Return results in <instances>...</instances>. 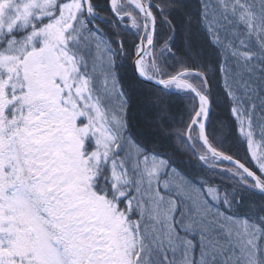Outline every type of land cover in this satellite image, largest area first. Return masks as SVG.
Segmentation results:
<instances>
[{"label": "rangeland", "instance_id": "rangeland-1", "mask_svg": "<svg viewBox=\"0 0 264 264\" xmlns=\"http://www.w3.org/2000/svg\"><path fill=\"white\" fill-rule=\"evenodd\" d=\"M88 17L94 18L81 0L0 4V126L5 129L0 136V257L7 264L47 260L46 249L34 253V239L59 234L61 224L87 229L83 236L91 239L82 264L88 259L93 264H146V232L175 240L178 199L195 204L201 215L220 212L175 170L163 176L164 165L149 156L139 160L133 174V160L116 151L110 136L113 116L120 115L117 73L109 51L105 54L93 38L75 32L81 24L92 28ZM251 18L253 33L264 45V13L255 10ZM83 51H89L87 66L75 56L85 57L78 54ZM150 70L149 65L153 74ZM255 148L260 160L262 152ZM30 170L50 177L49 211L41 212L39 220L14 196L18 181L10 183ZM228 171L243 174L231 164L219 173ZM101 190L107 197L98 194ZM121 193L124 201L117 210L113 197ZM241 224L232 219L230 227L241 235L245 227L253 228ZM180 226L195 223L189 217Z\"/></svg>", "mask_w": 264, "mask_h": 264}, {"label": "snow or ice", "instance_id": "snow-or-ice-1", "mask_svg": "<svg viewBox=\"0 0 264 264\" xmlns=\"http://www.w3.org/2000/svg\"><path fill=\"white\" fill-rule=\"evenodd\" d=\"M7 2L12 4L14 0H7ZM86 2L91 5V0H86ZM118 2L119 0H112L109 6L117 19H122L124 17H121L114 7ZM3 3L4 0H0V4ZM237 5L244 9L239 14L240 20L244 19L245 13L252 16L255 10L264 13V0H255L251 4H243L241 0H234L232 4L226 3L225 0H196L195 6L182 3V7L188 9L186 22L189 29L188 33L182 34L178 31L179 26L170 24L169 20L163 17V14L167 12L169 17L175 19L173 13L181 11L180 8L171 6L165 8L163 5L146 0L147 12L145 13L143 9L139 8V0H137L138 10L144 16L143 39L147 41V44L142 46L138 37V43L132 53L134 57L131 62L132 71L141 82H155V87H159L161 92H168V97L158 92L155 95L149 93L140 100L145 109V116L150 117L148 123L156 125L154 132L162 140H167L168 136L172 134L166 132L161 123L169 121L172 103L169 91L171 86H174L177 92L193 91V94L197 96L198 104L200 99L206 100V106L201 110L203 115L201 111H197L187 124V134L175 132V151H183L181 145L184 144H187L188 147L191 146L189 136L192 129H203L207 135L211 118L214 115L213 105L216 103L212 97L213 80L215 88L222 93L229 105V114L238 135H243V129L239 126L241 113L245 114L243 119L249 128L253 123L264 126V46H259L255 52L241 51L242 48L247 49V44L242 38L238 25L234 19L229 17V11L235 16ZM93 11L94 9L89 6L88 12L92 13ZM193 13H196L198 17L197 26L201 32L202 43L199 45L192 43ZM127 18L132 19L135 23L130 14H127ZM159 23L168 25L172 29L171 34L166 38H161L159 35L157 28ZM248 27L251 28V24ZM181 36L183 38L180 39V46L176 47L177 38ZM117 43L122 46L124 42L121 39ZM157 44L160 45L158 49ZM206 50L207 57H205ZM165 53L173 59H179L177 54L181 53L191 60L192 64L185 66L180 63L176 73L168 79H153L148 72V61L150 58L154 61L156 55ZM198 57L199 62H197ZM152 67L160 73V68L154 62ZM209 68L210 71H208ZM163 75L165 74L161 73V76ZM188 75L203 82L205 88L203 96L196 93L191 85L182 79ZM115 78L118 85L117 110L120 115L113 116L115 130L110 139L116 142V151L123 152L126 160H133V174L137 173L139 160L147 161L151 156L153 161L164 165L161 173L163 176L167 177L169 171L175 170L181 177H187V172L180 169L176 161L166 152L154 151L156 145L150 147L137 139L128 119L133 98L128 91H125L126 85L121 82L119 74H116ZM4 131L5 129L0 126V136ZM159 146L163 147L162 144ZM193 151L195 150L193 149ZM246 151L251 164L249 166L242 165V167L251 183L242 181V184L245 190L255 188L264 193V182H261V178L264 177V162L258 159L250 147L246 146ZM152 170L156 171L155 168ZM30 172L29 176L17 175L16 180L10 183L15 184L18 181L14 196L28 204L39 220L41 212L49 211L52 189L47 181L50 177L45 176L43 170H30ZM99 179L101 177L98 175L97 180ZM103 179L106 184L109 183L107 178ZM98 194L107 197V192L104 190ZM113 199L116 200V208L119 210L124 194L114 196ZM233 202L238 209L246 207L256 213L254 222L251 221L249 215L243 214L245 225L253 223L252 231L245 227L244 233L241 235L231 229L230 222L236 214L225 216V213H231V206L227 202H221L223 211H220L218 215H201L195 204L178 199L173 215V226L177 232L175 240L169 238L168 241H164L157 239L155 232L151 230L146 232L148 242L143 249L147 257L146 264H264V201L256 204L248 203L243 193L238 198L233 193ZM125 204L127 206V202ZM177 217H179V223ZM189 217L194 221L195 227L181 228L180 224ZM86 230V228L76 229L61 224L59 234L50 238L47 236L42 238L41 235H38L34 239L33 251L39 254L42 248L47 250L49 258L42 261L41 264H82L81 258L91 239L83 236V232ZM53 239L55 244L51 242ZM189 245L190 247H188ZM0 264H7V262L0 257ZM83 264H93V262L88 259L84 260Z\"/></svg>", "mask_w": 264, "mask_h": 264}, {"label": "trees", "instance_id": "trees-1", "mask_svg": "<svg viewBox=\"0 0 264 264\" xmlns=\"http://www.w3.org/2000/svg\"><path fill=\"white\" fill-rule=\"evenodd\" d=\"M151 2L163 5L165 8L168 6L180 8L181 11L173 13L175 19L169 17L167 12L163 14V17L164 19L169 20L170 24L179 26L178 31L182 34L188 33L189 29L186 22L188 9L183 8L182 3H189L191 6H195L196 0H151ZM254 2L255 0H243L241 3L251 4ZM232 3H234V1ZM232 3L228 1V4ZM91 5L97 16V18L91 19L97 21L96 25L94 23H91V25L97 27L95 28L91 26L92 28H86L85 25L80 27H85L86 30L89 31V34L95 38L94 40L97 43L100 42L101 45L111 54L114 70L119 74L121 82L126 85L125 91H128L129 95L133 98L128 119L133 126V132L137 139L140 140L141 143H146L150 147L156 145L153 149L154 151L166 152L171 156V158L176 161L179 168L187 172L188 175L185 178H187V180L202 193L203 197L210 205H214L219 211H223V205L221 202H227L231 206V213L225 214L230 215L235 213L236 215L233 216V219L238 222L242 221L241 225H245L243 214L246 213L251 217V221L254 222L256 213L246 207L238 209L237 205L233 202V193L236 194L237 198L243 193L247 202L252 204L264 201V195L255 188L245 190L242 181L248 183H251V181H248V177L244 173L240 176L229 171L228 174H220L219 171L223 169L225 165L229 166V164L218 159L216 160V158L209 153L206 154L199 140L198 129L191 130L189 136L191 142L190 147H188L187 144H184L181 145L184 149L183 151H175V132L179 131L182 134H187L186 126L198 109L197 99L192 92H177L176 89L175 91H170V99L172 100V103L170 105L171 112L169 114V121L161 122L165 131L172 133L168 136L167 140H162L161 137L154 132L156 127L155 124L148 123L150 117L145 116V109L140 103V100L149 93L155 95V93L161 92V90L151 84L141 82L139 78L134 76L132 71L131 62L134 59L132 53L138 43V37H141L143 30L142 17L140 14L134 10L126 0L123 1L121 6L117 7L120 16L124 17L122 19H117L116 15L113 14V11L109 6L110 0H91ZM236 7L237 12L235 16L229 11V17L234 19L235 23L238 25L242 38L247 44V49L242 48L241 51L247 50L255 52L259 46L264 45L258 41V38L254 35L253 25H251V28L248 27L249 24H253V18L245 13L244 19L240 20L239 14L240 12H243L244 9L240 8L239 5ZM127 14H130V16L134 18L135 23H133L132 19L127 18ZM197 20L198 17L196 13H193L191 37L194 45L202 43L200 40L201 32L198 29ZM157 28L159 29V35L161 38H166L172 31L171 27L163 23H159ZM181 38L183 37L181 36L177 38L175 44L176 47L180 46ZM121 39L124 42L122 46L117 43V41ZM156 47L158 49L160 45L157 44ZM177 55L179 59H173L172 57L167 56L166 53L156 55L154 61L150 58L148 61V64L151 67L150 72H153V74L157 73L158 76L150 74L154 77L166 78L176 73L180 63H183L185 66H191V60H188L181 53H178ZM205 57H207V50L205 51ZM153 62L160 68V73L152 67ZM197 62H199V57L197 58ZM208 71H210V68ZM161 73H164L165 75L161 76ZM183 78L194 83L203 93H205L204 84L201 80L196 79L191 75L184 76ZM161 95L168 97V92H161ZM212 97L215 99L216 103L213 105L214 115L211 118L207 132L210 143L215 148L239 159L248 166L251 164V161L249 160L246 146L250 147L253 151L256 146L258 151L262 152L260 161L264 162V126L253 123L252 127L249 128L247 122L243 119L245 114L241 113L239 126L243 129V135H238L229 114V105L225 101L222 93L215 88L214 80ZM161 144L163 147L159 146ZM193 149L195 151H193ZM197 157L200 158L198 159ZM213 159L214 161L216 160L215 163H212L211 160ZM261 180L264 182V177H262ZM177 222L179 223L178 219ZM252 222L248 224L253 227ZM252 229L253 228L250 227L248 228L249 231H252Z\"/></svg>", "mask_w": 264, "mask_h": 264}, {"label": "water", "instance_id": "water-1", "mask_svg": "<svg viewBox=\"0 0 264 264\" xmlns=\"http://www.w3.org/2000/svg\"><path fill=\"white\" fill-rule=\"evenodd\" d=\"M131 3H133L134 5H137L133 0H129ZM139 5L141 7V9L144 10V12L146 13L147 12V9L145 7V3L143 2V0H139ZM141 12V11H140ZM144 17V16H143ZM147 43L145 42V40L143 39V36L141 38V45L142 46H145ZM154 79V78H153ZM165 79H168V78H165ZM186 83L190 84L192 89L195 90L196 93L200 94L201 96L204 95V93H202L192 82H190L189 80L185 79V78H182ZM145 83L147 84H151L153 86H156L155 85V82H147L145 81ZM159 88V87H158ZM193 93V91H191ZM194 95V94H193ZM196 98L197 96L194 95ZM206 106V100L205 99H200L199 101V104H198V111H201L204 107ZM201 114L203 115V112L201 111ZM199 139H200V142L202 143L203 147L211 154L213 155L214 157L228 163V164H231L237 168H239L240 170L243 171V166H247L246 164H244L243 162H241L240 160L214 148L209 140H208V135H205V132L203 129H199ZM244 172V171H243ZM262 182V181H261ZM260 191V190H259ZM264 194V193H262Z\"/></svg>", "mask_w": 264, "mask_h": 264}]
</instances>
